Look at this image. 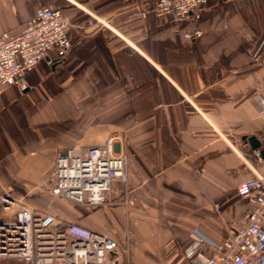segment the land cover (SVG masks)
<instances>
[{
  "label": "crops",
  "instance_id": "0c3cea01",
  "mask_svg": "<svg viewBox=\"0 0 264 264\" xmlns=\"http://www.w3.org/2000/svg\"><path fill=\"white\" fill-rule=\"evenodd\" d=\"M137 5L0 0V33L19 32L40 6L72 23L63 60H41L25 90L0 85V195L119 240L129 264H191L184 250L195 231L222 241L229 225L244 224L250 203L236 186L264 166L247 141L255 136L264 149L255 107L264 95V48L255 54L264 0H209L198 18L179 19L142 16ZM196 29L201 36L184 37ZM112 134L128 158L112 202L91 207L46 191L59 152L101 146ZM46 201L64 207L48 211Z\"/></svg>",
  "mask_w": 264,
  "mask_h": 264
},
{
  "label": "built area",
  "instance_id": "2783aa9c",
  "mask_svg": "<svg viewBox=\"0 0 264 264\" xmlns=\"http://www.w3.org/2000/svg\"><path fill=\"white\" fill-rule=\"evenodd\" d=\"M145 16L170 15L173 18L200 16L209 0H137ZM72 23L60 8L40 6L19 32L0 33V85L28 88L24 76L46 59L49 65L63 60L72 45ZM199 29L186 31L194 40ZM264 48V35L255 54ZM257 114L264 120V95L257 94ZM257 158L264 164L257 150ZM128 158L121 149V136H108L101 146L59 152L45 182L46 191L57 198L99 207L112 202L114 182L125 184ZM250 207L244 224L228 227V236L216 241L199 231L184 250L191 264H264V166L259 173L236 186ZM126 202V200L124 199ZM4 212L0 217V259H18L28 264H129V247L119 240L31 206L26 200L4 192L0 195ZM217 206V205H216ZM208 246L211 256L201 250Z\"/></svg>",
  "mask_w": 264,
  "mask_h": 264
},
{
  "label": "rangeland",
  "instance_id": "374dc122",
  "mask_svg": "<svg viewBox=\"0 0 264 264\" xmlns=\"http://www.w3.org/2000/svg\"><path fill=\"white\" fill-rule=\"evenodd\" d=\"M45 203V206L46 208H48V211L50 210H53L55 211L56 209H61L63 208L64 206L62 204H60L59 202H56V201H53V202H44ZM48 203V204H47ZM50 207V208H49ZM54 213V212H53ZM4 214L3 210H2V207H0V217H2ZM56 215V213H55ZM57 216V215H56ZM58 217V216H57ZM59 220L63 221L64 219L58 217ZM5 260V259H3ZM9 261H11L12 264H22V260H18V259H9Z\"/></svg>",
  "mask_w": 264,
  "mask_h": 264
},
{
  "label": "water",
  "instance_id": "95a60500",
  "mask_svg": "<svg viewBox=\"0 0 264 264\" xmlns=\"http://www.w3.org/2000/svg\"><path fill=\"white\" fill-rule=\"evenodd\" d=\"M249 145L252 150H258L260 156L264 158V149H260V142L255 138V136H249L247 138Z\"/></svg>",
  "mask_w": 264,
  "mask_h": 264
}]
</instances>
